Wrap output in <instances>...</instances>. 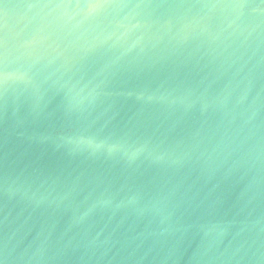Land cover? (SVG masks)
<instances>
[{"label":"water","instance_id":"obj_1","mask_svg":"<svg viewBox=\"0 0 264 264\" xmlns=\"http://www.w3.org/2000/svg\"><path fill=\"white\" fill-rule=\"evenodd\" d=\"M100 2L175 10L150 14L147 54L125 57L96 105L71 113L69 88L86 94L96 71L78 69L87 39L73 28L80 11L52 7L59 0L31 9L22 0L0 2L7 18L0 62L6 55L11 68L31 75L7 95L0 87V264H26L20 252L48 229L64 251L45 264H264V0ZM231 3L247 5L231 27V10L227 19L221 10L197 15L201 5ZM162 92L171 96L137 99ZM74 134L125 141L151 156L129 165L58 147ZM102 194L137 203L72 221ZM62 198L70 204L57 208ZM173 206L177 226H192L182 255L170 254L174 237L156 235ZM245 216L253 251L233 260L190 258L201 224L238 226Z\"/></svg>","mask_w":264,"mask_h":264},{"label":"clouds","instance_id":"obj_2","mask_svg":"<svg viewBox=\"0 0 264 264\" xmlns=\"http://www.w3.org/2000/svg\"><path fill=\"white\" fill-rule=\"evenodd\" d=\"M52 7L80 11L82 20L73 28L78 30L77 39L84 36L87 39L82 49L83 56L78 69L88 64L93 65L96 69L93 79L89 81L91 87L86 94L83 88L77 89L75 85L69 88L68 110L70 113L77 108L82 109L85 102L89 106L96 105L110 78L125 57L132 53L137 56L147 54L148 48L143 41L144 30L150 14L154 12L167 13L175 10L173 7L167 10H159L158 7L141 4L89 3L87 0H75L72 3L52 5ZM192 7L195 6L185 7L184 10H192ZM246 8L247 5L243 3L201 5L197 15L199 16L207 10L206 15L210 18L213 10H221L227 19L230 14L229 10H231L236 13L235 18L229 20L228 26L231 27L238 20H243L242 18L247 14ZM134 33H138V35L134 40H130V36ZM19 82L25 84L31 82L29 71L11 68L5 55L4 60L0 62V87L7 95L9 89ZM170 96L171 93L169 92H162L159 95L140 93L137 95V99L159 102L166 101ZM181 102L183 101L181 100ZM237 146H242V141H239ZM58 147H67L73 152L87 153L90 156L103 154L108 158L124 160L129 165L134 164L142 157L149 158L151 156V153L145 155L146 149L144 147H134L125 141L113 142L110 137H101L100 134L68 135L63 138V143ZM162 160L163 157L153 159L154 162H161ZM250 202L249 200L248 203ZM136 203L135 197L117 201L114 196L102 194L85 211L74 214L72 221L74 223L83 222L97 208H110L115 211L121 208H129ZM69 204L65 205L64 198H62L56 207L60 208L61 205L68 207ZM246 207L247 204L242 207L241 211H244ZM175 212L176 208L173 206V210L158 221L156 235L162 239L174 237L175 243L169 250L170 254L182 255L184 251L182 246L189 237L192 226H177L174 220ZM251 223L252 221L249 220L248 216H245L239 221L238 226L235 221L201 224L199 226V242L192 249L190 258L193 260L203 258L233 260L253 251L249 229ZM53 232V229L42 230L39 233V238L33 240L20 252L21 259L26 264H45L46 261L61 255L64 249L56 246ZM10 251L15 253L17 251L16 245H13Z\"/></svg>","mask_w":264,"mask_h":264},{"label":"snow or ice","instance_id":"obj_3","mask_svg":"<svg viewBox=\"0 0 264 264\" xmlns=\"http://www.w3.org/2000/svg\"><path fill=\"white\" fill-rule=\"evenodd\" d=\"M0 2H2V0H0ZM53 2L54 0H48L47 3H44L43 0H22V3L28 9L41 7V6H50L53 4ZM72 2L73 0H59V3H56V5L72 3ZM87 2L99 3L100 0H87ZM6 28H7V18L5 17L3 12H0V48L6 47Z\"/></svg>","mask_w":264,"mask_h":264}]
</instances>
